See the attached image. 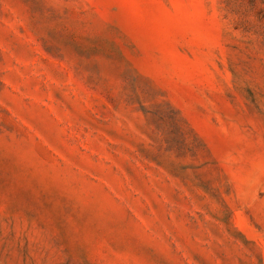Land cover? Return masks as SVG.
I'll return each instance as SVG.
<instances>
[{"label":"rangeland","instance_id":"obj_1","mask_svg":"<svg viewBox=\"0 0 264 264\" xmlns=\"http://www.w3.org/2000/svg\"><path fill=\"white\" fill-rule=\"evenodd\" d=\"M0 264H264V0H0Z\"/></svg>","mask_w":264,"mask_h":264}]
</instances>
